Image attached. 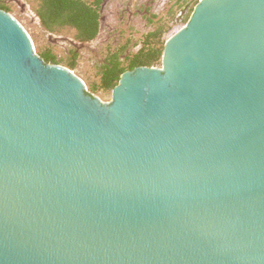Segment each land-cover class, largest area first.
I'll return each instance as SVG.
<instances>
[{"label": "water", "instance_id": "1", "mask_svg": "<svg viewBox=\"0 0 264 264\" xmlns=\"http://www.w3.org/2000/svg\"><path fill=\"white\" fill-rule=\"evenodd\" d=\"M0 264H264V0H199L110 102L0 9Z\"/></svg>", "mask_w": 264, "mask_h": 264}, {"label": "rangeland", "instance_id": "2", "mask_svg": "<svg viewBox=\"0 0 264 264\" xmlns=\"http://www.w3.org/2000/svg\"><path fill=\"white\" fill-rule=\"evenodd\" d=\"M3 1L10 8L9 13L30 35L38 55L50 50L60 62L59 65L69 68L67 63L77 53L76 67L72 71L85 82L89 93L103 102H110L112 91L101 87V65L107 56L124 45L127 47L123 54L135 53L141 46L143 35L156 27L154 23L149 24L146 17L151 14L163 16L171 0H105L101 10L100 33L95 40L87 43L77 41L71 31H46L33 11L32 0ZM184 25L170 27L176 26L174 30H179ZM170 36L169 31L165 38Z\"/></svg>", "mask_w": 264, "mask_h": 264}, {"label": "trees", "instance_id": "3", "mask_svg": "<svg viewBox=\"0 0 264 264\" xmlns=\"http://www.w3.org/2000/svg\"><path fill=\"white\" fill-rule=\"evenodd\" d=\"M105 0H32L33 11L41 26L50 33L71 31L74 38L87 43L95 40L101 28V10ZM199 0H171L163 16L151 14L146 17L149 24H155L142 37L140 48L132 54H123L127 45L111 53L100 67L101 87L113 90L121 75L137 67L161 66L166 33L171 25L186 24ZM0 9L10 12V8L0 0ZM147 11L149 8L146 9ZM46 63L60 64L50 50L39 53ZM125 55L122 59L121 56ZM77 53L67 63L69 69L76 67Z\"/></svg>", "mask_w": 264, "mask_h": 264}, {"label": "built area", "instance_id": "4", "mask_svg": "<svg viewBox=\"0 0 264 264\" xmlns=\"http://www.w3.org/2000/svg\"><path fill=\"white\" fill-rule=\"evenodd\" d=\"M176 26H179V25H176ZM176 26H172L173 29L171 28V30H170L171 36L174 35L177 31H179V30L183 27V26H182L179 30H174V28H175ZM173 30H174V31H173ZM171 36H170V37H171Z\"/></svg>", "mask_w": 264, "mask_h": 264}]
</instances>
